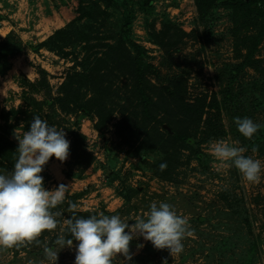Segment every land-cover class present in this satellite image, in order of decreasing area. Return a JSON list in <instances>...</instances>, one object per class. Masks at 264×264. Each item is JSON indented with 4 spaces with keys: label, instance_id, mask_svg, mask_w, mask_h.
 <instances>
[{
    "label": "rangeland",
    "instance_id": "obj_1",
    "mask_svg": "<svg viewBox=\"0 0 264 264\" xmlns=\"http://www.w3.org/2000/svg\"><path fill=\"white\" fill-rule=\"evenodd\" d=\"M34 115L70 142L42 176L49 190L71 184L78 216L134 220L166 202L188 218L181 254L140 237L127 264H264V14L248 0H0V174ZM234 117L261 128L248 140ZM219 139L261 160L259 184L214 160ZM59 234L0 249V264H51ZM74 262L75 247L59 252Z\"/></svg>",
    "mask_w": 264,
    "mask_h": 264
},
{
    "label": "clouds",
    "instance_id": "obj_2",
    "mask_svg": "<svg viewBox=\"0 0 264 264\" xmlns=\"http://www.w3.org/2000/svg\"><path fill=\"white\" fill-rule=\"evenodd\" d=\"M234 123L248 140L261 128L249 117H234ZM14 138L18 141L14 167L10 173L0 174V249L39 245L43 233L60 227L53 242L59 250L44 246L51 264H57L62 249L73 247L74 264H127L133 258L131 242L140 237L151 242L156 250L167 249L172 257L184 251L183 241L192 237L194 230L188 218L178 214L169 203L152 202L149 210L134 220L103 212L84 218L77 215L78 203L66 201L71 184L61 183L51 190L44 187L42 172L50 159L55 157L63 163L69 156L70 142L64 129L34 115L29 130L15 131ZM208 151L221 165L238 170L245 182L260 183L262 162L245 155V147L219 139L209 141ZM251 151L256 153L258 146L253 145ZM159 167L164 171L167 164L161 163ZM65 202L71 215L61 221L63 212L57 209ZM142 247L143 244L137 245V249ZM163 264H168L166 259Z\"/></svg>",
    "mask_w": 264,
    "mask_h": 264
},
{
    "label": "trees",
    "instance_id": "obj_3",
    "mask_svg": "<svg viewBox=\"0 0 264 264\" xmlns=\"http://www.w3.org/2000/svg\"><path fill=\"white\" fill-rule=\"evenodd\" d=\"M214 1L215 0H197V2L200 3V5H201V3L203 5L211 4ZM221 1H223L226 4H228V3L238 4L242 0H221ZM248 6L251 8V10L253 12H256L258 14H264V0H248ZM91 160H92V157L90 155H88L89 164H91V162H90Z\"/></svg>",
    "mask_w": 264,
    "mask_h": 264
}]
</instances>
